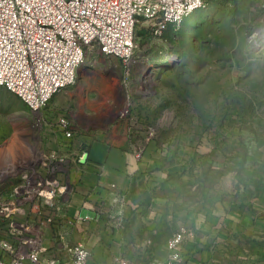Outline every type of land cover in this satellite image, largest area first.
<instances>
[{
	"label": "rangeland",
	"instance_id": "obj_1",
	"mask_svg": "<svg viewBox=\"0 0 264 264\" xmlns=\"http://www.w3.org/2000/svg\"><path fill=\"white\" fill-rule=\"evenodd\" d=\"M188 19L162 35L153 33L150 20H142L130 64L116 57L98 58L96 66L82 67L76 81L38 113L0 85V156L22 132L39 158L71 156L59 149L62 143L72 144V138L80 135L77 127L93 121L115 134L128 130L148 138L152 132L154 151L195 180L190 197L205 195L217 203L231 201L245 207L261 204L264 4L206 0ZM62 117L73 126L69 141L63 130L53 131ZM56 144L58 148L53 147ZM60 205L48 229L50 243L60 236L69 243H87L94 264H118L121 258L135 264L161 260L157 247L167 244L170 236L137 240L133 224L128 231L121 221L120 208L107 210L98 221L86 217L78 222L62 199ZM140 222L139 235L146 237L147 218ZM129 245L146 252L124 256L119 248Z\"/></svg>",
	"mask_w": 264,
	"mask_h": 264
},
{
	"label": "built area",
	"instance_id": "obj_2",
	"mask_svg": "<svg viewBox=\"0 0 264 264\" xmlns=\"http://www.w3.org/2000/svg\"><path fill=\"white\" fill-rule=\"evenodd\" d=\"M205 1L0 0V85L38 113L76 81L82 67L96 66L98 58L130 64L142 20H150L153 33L162 35ZM55 126L72 135L67 118ZM136 154L141 156L142 149ZM66 190L67 184L32 167L21 171L7 193L0 191V264H89L86 243H69L63 236L46 243ZM184 238L183 231L173 234L169 257L153 264H181ZM118 264L135 263L121 258Z\"/></svg>",
	"mask_w": 264,
	"mask_h": 264
},
{
	"label": "crops",
	"instance_id": "obj_3",
	"mask_svg": "<svg viewBox=\"0 0 264 264\" xmlns=\"http://www.w3.org/2000/svg\"><path fill=\"white\" fill-rule=\"evenodd\" d=\"M76 130L80 135L72 138L53 129L63 132L67 141L73 139L72 144L62 143L59 148L71 153L64 159L39 158L30 150L26 132H22L0 156V191L7 193L21 171L36 167L43 175L67 184L60 200L78 222L86 217L98 221L107 210L120 208L121 221L128 231L133 224L139 241H156L159 235L168 238L183 231L181 264H264V194L261 204L256 201L250 207L231 201L217 203V199H206L205 195L190 197L195 180H191L189 171L178 172L163 160L165 155L154 151L151 134L149 139L128 130L115 134L93 121L83 122ZM138 148L142 149L141 156L136 154ZM141 217L149 223L146 237L139 235ZM46 243L53 242L46 239ZM119 249L124 256L146 252L132 245ZM169 254L167 244L158 245L161 260ZM89 264H94L92 255Z\"/></svg>",
	"mask_w": 264,
	"mask_h": 264
},
{
	"label": "trees",
	"instance_id": "obj_4",
	"mask_svg": "<svg viewBox=\"0 0 264 264\" xmlns=\"http://www.w3.org/2000/svg\"><path fill=\"white\" fill-rule=\"evenodd\" d=\"M190 19H191V18H190ZM190 19H188V18H187V19H186V20H184V21L188 23V22L190 21Z\"/></svg>",
	"mask_w": 264,
	"mask_h": 264
},
{
	"label": "bare ground",
	"instance_id": "obj_5",
	"mask_svg": "<svg viewBox=\"0 0 264 264\" xmlns=\"http://www.w3.org/2000/svg\"><path fill=\"white\" fill-rule=\"evenodd\" d=\"M144 74H145V73H144ZM143 76H144V75H143ZM143 76H142V77H143Z\"/></svg>",
	"mask_w": 264,
	"mask_h": 264
}]
</instances>
